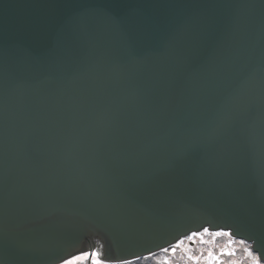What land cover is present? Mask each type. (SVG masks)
<instances>
[{
  "label": "water",
  "instance_id": "obj_1",
  "mask_svg": "<svg viewBox=\"0 0 264 264\" xmlns=\"http://www.w3.org/2000/svg\"><path fill=\"white\" fill-rule=\"evenodd\" d=\"M203 227L264 262V0H0V264Z\"/></svg>",
  "mask_w": 264,
  "mask_h": 264
},
{
  "label": "snow or ice",
  "instance_id": "obj_2",
  "mask_svg": "<svg viewBox=\"0 0 264 264\" xmlns=\"http://www.w3.org/2000/svg\"><path fill=\"white\" fill-rule=\"evenodd\" d=\"M205 236H211L212 240H215L217 237H228V245L225 248H222L219 253H214L212 249H209L207 255L205 256L203 253L200 255H192L190 253L189 248L185 245V240H187L190 244H195L197 240L200 243H210L211 241H206L204 239ZM233 237L231 231H210L208 227H203L202 231L196 230L191 231L190 234H185L183 238H178L174 243L169 242L168 246H160V251L163 253L170 254L171 256H175L178 250H181L185 253L187 260L192 261L193 264H225V261L221 259L223 256H234L235 250L232 248ZM244 250V253L248 257H252L251 245L247 244L244 239L237 241ZM151 255H155V253H150ZM91 260V264H110V262L101 257V253L97 250H92L89 252H81L80 254H69L66 256H62L59 258V264H83L84 261ZM139 259V257H137ZM121 264H134V261L123 260ZM157 264H160L158 261ZM163 264H169V261L165 259ZM227 264H240V262L236 260H230ZM251 264H260V260L258 258L253 257Z\"/></svg>",
  "mask_w": 264,
  "mask_h": 264
},
{
  "label": "rangeland",
  "instance_id": "obj_3",
  "mask_svg": "<svg viewBox=\"0 0 264 264\" xmlns=\"http://www.w3.org/2000/svg\"><path fill=\"white\" fill-rule=\"evenodd\" d=\"M204 239L206 241H211V242L202 244L197 240L195 244H190L187 240H185V245H187L192 255L198 256L201 253H203L206 256L209 249H212L214 253H219V251L222 248H225L228 245V237H217L215 240H212L211 236H205ZM233 241L234 242L232 244V248L235 250V255L231 257L229 256L221 257V259L225 261V264H227V262L230 260H236L240 262V264H251L253 257L258 258L260 260V264H264V262L261 261L260 257L252 251V245L250 243L247 242L248 244L251 245V251L253 254L252 257L246 256L243 248L238 243H236L237 241H239V239L233 238ZM86 252H89V250H86ZM75 254H80V253H75ZM175 256H176V260L178 261V264H193L192 261L187 260L185 253L181 250H178ZM166 259H169V257H167ZM163 261L164 260H162L160 264H163ZM83 264H91V260L89 259L88 261H84ZM152 264H155V260Z\"/></svg>",
  "mask_w": 264,
  "mask_h": 264
},
{
  "label": "trees",
  "instance_id": "obj_4",
  "mask_svg": "<svg viewBox=\"0 0 264 264\" xmlns=\"http://www.w3.org/2000/svg\"><path fill=\"white\" fill-rule=\"evenodd\" d=\"M167 257H169V259H167L169 261V264H178V261L176 260V256H171L170 254L163 253V252H159V253H156L155 255H151L148 257L134 260V264H152L154 260H155V264H157L158 261L161 262L162 260H165Z\"/></svg>",
  "mask_w": 264,
  "mask_h": 264
},
{
  "label": "clouds",
  "instance_id": "obj_5",
  "mask_svg": "<svg viewBox=\"0 0 264 264\" xmlns=\"http://www.w3.org/2000/svg\"><path fill=\"white\" fill-rule=\"evenodd\" d=\"M236 239V238H235ZM161 252V251H160ZM159 253V252H158ZM151 256V255H150ZM148 257V256H147ZM139 259H141V258H139ZM135 260H137V259H135ZM132 261H134V260H132ZM118 264H121V263H118Z\"/></svg>",
  "mask_w": 264,
  "mask_h": 264
},
{
  "label": "bare ground",
  "instance_id": "obj_6",
  "mask_svg": "<svg viewBox=\"0 0 264 264\" xmlns=\"http://www.w3.org/2000/svg\"><path fill=\"white\" fill-rule=\"evenodd\" d=\"M93 249H96V248H93Z\"/></svg>",
  "mask_w": 264,
  "mask_h": 264
}]
</instances>
